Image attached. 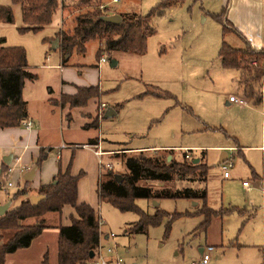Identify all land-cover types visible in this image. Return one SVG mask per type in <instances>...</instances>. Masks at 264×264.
<instances>
[{
    "label": "rangeland",
    "instance_id": "obj_1",
    "mask_svg": "<svg viewBox=\"0 0 264 264\" xmlns=\"http://www.w3.org/2000/svg\"><path fill=\"white\" fill-rule=\"evenodd\" d=\"M62 1L63 10L60 7L56 9L51 21L42 29L20 31L23 25L20 4L0 0V5L10 6L13 13V22L0 21V37L5 38V45L25 50L28 66L37 77L25 85L23 99L27 101L26 107L40 115L39 144L49 149L50 156H55L57 150L60 151L57 146L63 142H82L87 137H99L100 149L142 147L145 155H172L177 161L184 159V149H188L190 160L201 158L208 165L205 184L177 177L169 182L149 180L142 184L155 189L205 186L210 207L222 205L236 208L222 218L214 217L208 229V236L215 240L223 233V245L226 247L230 242L235 244L228 248L214 246L216 253L220 254L219 258L225 253L224 264H264V201L262 186L252 173L261 174L264 156L261 151L237 150L238 145H261L264 136V93L256 103L250 97L246 98L240 85L239 70L223 67L218 58L222 41L232 47H244V42L233 31L223 30V23L213 17L221 13L227 0L176 1L162 12L152 14L149 23L154 33L148 37L143 55L107 50L100 39L88 41L83 53L74 50L63 65L89 74L85 76L87 81L89 78L96 79L100 95L84 107L73 109L68 122L63 121V125L60 111L54 115L45 114L43 106L50 88L54 95L57 94L61 79V53L59 49L51 48V39L61 28H71L72 18L77 12L74 0ZM161 1L105 0L109 3V13L134 12L141 15L148 14ZM62 14L65 23L61 21ZM101 57L105 61L98 65ZM245 59L254 63L251 55H246ZM112 61L116 64L111 65ZM230 95L243 100L244 105L237 102L227 104ZM61 99L62 96L57 100ZM94 103L99 107L98 127L81 129L82 122L93 120L92 116L96 114ZM101 104L108 108L118 105L116 115L102 116ZM85 110L92 114L91 118L83 114ZM62 113L65 119L67 111L63 109ZM162 148H170V151ZM223 151L228 154L227 162L231 164L227 179L222 176L221 165L216 164ZM133 153L139 154L138 151ZM6 155L0 149V167H3ZM119 155H104L101 170L105 171L112 165L113 170L123 174L122 156ZM23 175L19 167L13 171H8V168L1 171L0 205L10 201L9 207H15L37 192L33 186L37 180H25ZM243 181L248 186H244ZM9 182L12 185L6 187ZM253 186L257 187V192L248 191ZM21 188L26 192L14 198ZM94 193L95 210L104 219L103 226L109 227L106 230L115 234L117 252L126 263L189 264L192 260L199 261L197 244L203 245L205 236L193 237L192 230L202 219L201 216L175 219L167 237H164L165 220L160 225L149 227L146 232L131 231L130 224L138 219V215L134 211L121 212L109 202L98 199L96 188ZM195 202L182 198H140L134 204L146 213L154 214L156 209L169 213L196 210L201 203L197 206ZM64 208L62 221L67 223L70 222L68 217L73 207L67 205ZM52 218L50 213V220L54 222ZM23 222L32 223L33 219ZM47 231L35 238L28 248L18 250L16 254L19 257H13L14 263H22L23 260L36 263L46 252L49 264H55L57 234L53 230ZM13 232L0 230L1 240H6ZM209 237L207 242L211 241Z\"/></svg>",
    "mask_w": 264,
    "mask_h": 264
},
{
    "label": "trees",
    "instance_id": "obj_2",
    "mask_svg": "<svg viewBox=\"0 0 264 264\" xmlns=\"http://www.w3.org/2000/svg\"><path fill=\"white\" fill-rule=\"evenodd\" d=\"M20 4L23 25L20 31H38L47 25L53 13L59 7L63 10L62 0H12ZM75 12L71 28H61L55 35L59 44L62 60L74 50L80 53L85 51L88 41L100 39L104 48L111 51H121L143 55L147 48V39L154 33L149 23L150 16L162 12L167 6L176 1L162 0L146 14L118 13L121 21L118 24L104 21L103 16L109 13V3L105 0H74ZM230 0H227L221 13L213 17L223 23V30H231V24L226 19V11ZM103 5V7H100ZM0 21L13 22V13L10 6L0 5ZM246 55L253 56L254 63L245 59ZM218 58L223 67L239 70L240 85L246 98L250 97L254 103L261 100L264 93V49L253 48L248 42L244 47L236 48L222 41ZM36 79V75L29 70L26 52L22 47L5 45V38L0 37V128L19 127L26 119L25 101L22 98V89L25 81ZM97 87H80L74 95H64L61 104L70 107L84 105L87 100L97 97ZM118 107V105L116 106ZM97 127V118L90 124ZM167 150V149H163ZM46 151H48L46 149ZM170 151V150H169ZM115 151L113 156H122L120 164L124 167L123 174L111 168L101 170L98 197L112 204L121 212L134 211L138 219L130 224L131 231L146 232L151 226H157L166 218L164 236L170 230L171 222L182 215L191 213L173 212L156 209L154 214H148L134 204L136 199H189L200 201L201 207L195 214L203 216V221L197 226L198 231H205L211 218L215 215L226 214L236 208L212 209L207 206V191L205 187L155 189L142 184L149 180L163 182L173 178L206 181L208 165L175 160L173 156L167 160V155H145L143 151ZM46 153L41 149L33 165L39 166L45 159ZM8 168L3 163L1 167ZM80 174L71 175L67 167L64 172H58L46 184L37 188V194H43L45 199L33 205L29 198L21 200L15 207H9L0 216V230H13V234L6 240H1L0 234V264H5L6 256L10 253L31 245L32 241L41 235L48 227L44 215L49 212L60 213L65 205L73 207L75 215H70L69 225L58 227L57 264H86L92 259L90 251H94L99 241V228L96 213L93 207L86 202H77V182ZM120 176V181L118 180ZM55 181V183H54ZM26 190L21 188L14 194L18 198ZM240 212L241 210L237 208ZM33 219L32 223L24 220ZM46 258V254H45ZM43 264H46L45 259Z\"/></svg>",
    "mask_w": 264,
    "mask_h": 264
},
{
    "label": "crops",
    "instance_id": "obj_3",
    "mask_svg": "<svg viewBox=\"0 0 264 264\" xmlns=\"http://www.w3.org/2000/svg\"><path fill=\"white\" fill-rule=\"evenodd\" d=\"M224 1H226V0H224ZM63 17L64 16L62 14L61 21H62V23H65V20H63L64 19ZM226 19L231 24V27H232L231 31H233L244 42V45H245V42H248V44L251 45L253 48L264 49V0H230V3L228 5L227 11H226ZM51 41H52V39H51ZM68 57H69V55H66L65 59H67ZM62 59H63L62 55L60 54V60L61 61L59 64V71H60L61 79H60V85L56 91L57 94L54 95L52 93L53 90L50 88L48 90V93H49V96H53V97L47 96L44 99L43 106L45 108V111H44L45 114L51 113V115H54L57 111H60V115L62 116V125H63V121L68 122V120L70 118L69 115L73 111V109L82 108L91 100H95V99L99 98L100 87H99V84L97 83L96 79L93 81L92 78H89V81H87L85 76L87 77L89 74L80 73V71H78L76 69L74 70L72 67H69L67 65H63L64 62ZM100 59L98 61V65L100 63H102L100 61ZM29 70L32 72L31 67H29ZM36 79H37V77H36ZM36 79H34V80H36ZM34 80H32V81H34ZM27 82H31V81H29V80L25 81L23 89H22V98H24L23 97V90H24V87L27 84ZM91 86L97 87L99 94L97 97H93V98H90L89 100H87V102H85L84 105L70 107L67 104H61V101L57 100L60 96H64V95L70 96V95L76 94L78 88H80V87H91ZM230 96H232V95H230ZM24 101H25V110H26V119L25 120H31L33 123L32 127L31 128H24L22 125H20L19 127L0 128V149H2V152H4L5 154H7V155L11 154V156H12L11 162L8 166L13 167V170H15L16 168L19 167L20 171L23 172V174H24L25 172L30 170L33 166H35V165H33V162L38 157L40 150L43 149L44 153H46V157L40 163L39 166H36L35 175H34V178L32 180L33 181L37 180V182L34 181L35 185H33V186L37 189L39 185L49 183L50 181H52L53 177L59 171L64 172L66 170V168L68 167L71 175H77L80 173L84 174L78 178L77 202L78 203L86 202L89 205H91V207H93V209L95 210L96 198H95L94 189L95 188H96V190L98 189L99 179H100V175H101V168L100 167L102 164V161H101L102 157L104 155L113 156L112 153H114L115 151H121V150L141 151L144 149L142 147H140V148H129V149H127V148L126 149L125 148H123V149L101 148L100 149L99 137H87V139L85 141H82V142H67V143L63 142L60 146H57V149H60V151L57 150L55 156H50L49 155V149H47L46 147L41 146L39 144V141L41 140V135H40L41 133L38 130V127L41 124L39 121L40 115L37 111H32V109H29V107H26L27 101L26 100H24ZM230 102H234V101L229 100V102H227V104H229ZM244 103L245 102L243 101V103H239V104L244 105ZM54 105H57V106L59 105V107L55 108ZM116 106L117 105H115L113 107H109L111 110L115 111V115H116V111L118 108ZM100 107H101V105H100ZM94 108L96 109V114L93 116L89 112H86L87 110H85L83 112V114L86 115L88 118H91V116H92L93 120L91 122H82L80 125L81 129L87 130L90 128H97L98 127L99 117L97 114V109L99 107L97 106V103H94ZM101 108L103 110V112H102V116H103L105 110L108 109V107L104 106ZM63 109H65V111H67V113H66L67 116H65V114H64L65 119L63 118V113H62ZM115 115H113V116H115ZM96 118H97V127H92L90 124L93 123ZM43 144H45V145L47 144L46 140H44ZM76 144H94L95 146L77 148L75 146ZM62 145H65V146L62 147ZM246 148L250 151H252V150L253 151H261V154L264 156V136L261 138V145H258V144L252 145V146L245 145V146H241V147L238 145L237 150L242 151L241 149H246ZM46 149L48 151H46ZM162 149H159V150H162ZM164 149L169 150L170 148H164ZM98 150L103 152L100 156L97 155V153H96ZM225 154H226V152H225ZM224 156L225 155H224V151H223V152H221L219 157L223 158ZM171 157H172V155H171ZM194 159H196V158H194ZM197 159L199 160L198 162L203 163L201 161V158H197ZM227 160H228V154H227ZM227 160L224 161L223 163H228ZM111 167H112V165H110V168ZM252 173H253V177L255 179L259 180V182L262 186L261 187V193L263 194V201H264V168L262 169L261 174L255 172V171H252ZM222 176H223V174H222ZM229 177H230V174L228 177L223 176L224 179H227ZM206 178H207V176H206ZM205 182H204V184H205ZM244 182L245 181H243V185L248 186L247 183L244 184ZM206 191H207V189H206ZM248 191L253 192V193L257 192V187H255V186L250 187V189ZM33 193L37 194V192H33ZM98 199H99V197H98ZM191 201H193V200H191ZM199 203H201V202L196 200L195 205L198 206ZM206 204L208 207H210L208 205L207 201H206ZM65 206H67V205H65ZM64 207L62 208V210L65 209ZM199 207H201V206H199ZM199 207H197L196 210L195 209H192L190 211L186 210L187 212H189L191 214L182 215L178 218H181L183 216L184 217H193V216H196V217L201 216L202 217V219H200V222L192 230L193 237H197V236H200L202 234H204V236H205L204 237L205 243L203 245L197 244V246H198V248H197L198 258L200 259V256H201L202 252H204L205 247L207 245H212L213 247L216 245L223 246V247H226V246L223 245V242H224L223 233L222 234L220 233L217 236V240H215V238L212 236H210V237L208 236L209 235L208 229L211 225L212 219L214 217H221L222 218L225 214L213 216L211 218V221L209 223L208 228L205 231H198L196 228L203 221L202 215L195 214V212L197 211V209H199ZM210 208L218 210V209H225V208H229V207L220 205L218 208H213V207H210ZM239 209H241V208H239ZM62 210L60 213L49 212V213L44 215L45 222L48 225V227L43 230L41 235L45 232H48L47 230H51V231L53 230L52 232L53 233L55 232L57 234V239H58V227L60 225H69L70 224V222L66 223L65 221H62ZM73 211H74V209L70 211V215L76 216L75 212L73 213ZM50 213L53 214L52 220L54 222H52L50 220ZM95 213H96V216L99 214L98 211H96V210H95ZM70 215L68 217L69 218L68 221H70ZM164 220L166 221L167 219L165 218ZM106 228H109V227H104L103 225L99 227V231L101 233L100 239H101L102 245L104 247L103 254L110 261L114 257H118L121 259V255L117 252V248H118L117 243H116V241H114V237H111L109 235L110 232L108 229L106 230ZM170 229H171V226H170ZM263 230H264V221H263ZM169 233H170V230H169ZM167 236H164V237H167ZM208 237L211 239L210 242H207ZM107 246H111L113 248V251L111 253H109L105 250V248ZM227 246L228 247H232V246L234 247L235 244L230 242ZM228 247H226V248H228ZM17 251H15L14 253H10L6 256L5 264H32V263L28 262L27 260H23L22 263H14L15 259H13V257L16 258V255H17V257H19V254H16ZM45 254H46V258H45ZM95 254H96V248L94 249L93 255L91 257L93 258L95 256ZM176 255H178V252H176ZM219 255L220 254H217L216 249L214 248L212 251V254H211L212 258L210 257L207 264H224L225 263V253L223 254V256L221 258H219L220 257ZM44 259L46 261V264H49L46 252L43 253V258L41 261L39 260L33 264H43ZM199 259H197V260H199ZM121 261L123 264H130V263H126L123 259H121ZM193 261H195V260L190 261L189 264H191V262H193ZM55 264H57V258H56ZM133 264H135V262Z\"/></svg>",
    "mask_w": 264,
    "mask_h": 264
},
{
    "label": "built area",
    "instance_id": "obj_4",
    "mask_svg": "<svg viewBox=\"0 0 264 264\" xmlns=\"http://www.w3.org/2000/svg\"><path fill=\"white\" fill-rule=\"evenodd\" d=\"M111 2H117L118 0H110ZM100 7H103V5H101ZM101 62H104L105 59L102 57L100 59ZM229 100L230 101H234V102H238V103H243V100H238L237 98H235L234 96H230L229 97ZM105 105L104 104H101V107H104ZM32 121L31 120H24L21 125L24 127V128H31L32 127ZM65 145H62V147H64ZM75 146H80V147H93L95 146L94 144H76ZM188 151L187 149L184 150V158L188 161H191L190 160V156L188 154ZM97 155H101L103 152L101 151H97L96 152ZM231 166V164L229 163H222L221 164V167L223 169V176L224 177H228L229 176V172H228V168ZM110 168V165L108 166ZM8 171H13V167H9L8 166ZM244 184H246V182H244ZM12 184L9 182L7 183V186L6 187H9L11 186ZM2 187V185L0 184V188ZM96 219H97V223H98V228L100 226H102L104 223V219L98 214L96 216ZM109 235L111 237H114L115 234L113 232H110ZM100 236H101V233L99 231V241L96 245V254L95 256L90 260L88 261L86 264H123L121 259L118 258V257H114L111 261L109 259H107L105 257V255L103 254V245H102V242H101V239H100ZM214 247L212 245H207L205 247V250L204 252H202L201 256H200V259L198 262H191V264H207V262L209 261L210 259V253L213 251ZM105 250L109 253H111L113 251V248L111 246H107L105 248Z\"/></svg>",
    "mask_w": 264,
    "mask_h": 264
},
{
    "label": "water",
    "instance_id": "obj_5",
    "mask_svg": "<svg viewBox=\"0 0 264 264\" xmlns=\"http://www.w3.org/2000/svg\"><path fill=\"white\" fill-rule=\"evenodd\" d=\"M102 19L104 21H107V22L118 24L121 21V16L118 13H113V14L103 16ZM58 44H59L58 38H54L52 40V43H51V48L56 49L58 47ZM115 64H116V61L111 62V65H115ZM113 115H115V111L108 108L105 110L103 116L105 118H108V117H111ZM224 155L225 156L223 158L219 157V159L216 163L217 165H220L224 161L227 160V153L225 154V151H224ZM11 157H12L11 154L6 155L4 157V164L9 165L11 162ZM170 158H171V155H168L167 160H169ZM198 161L199 160L196 158V159H193L191 162L195 164V163H198ZM1 171H2V169L0 167V173H1ZM35 171H36V166H33L30 170H28L27 172L24 173L23 178L25 180H32L34 178ZM118 180L120 181V176H118ZM54 183H55V181H54ZM29 199L33 205H36L40 201L44 200L45 196L43 194H33V195H30ZM9 205H10V201L3 204V205H0V216H2L7 211V209L9 208ZM92 255H93V251H90V256H92Z\"/></svg>",
    "mask_w": 264,
    "mask_h": 264
}]
</instances>
